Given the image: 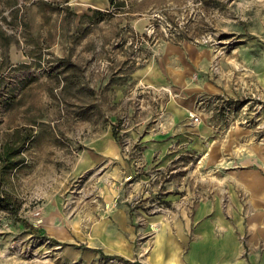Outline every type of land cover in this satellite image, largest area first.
Wrapping results in <instances>:
<instances>
[{"label":"rangeland","instance_id":"obj_1","mask_svg":"<svg viewBox=\"0 0 264 264\" xmlns=\"http://www.w3.org/2000/svg\"><path fill=\"white\" fill-rule=\"evenodd\" d=\"M164 43L201 55L207 79L219 81L229 115L219 109L210 116H217V132H231L235 156L210 169L194 166L193 155L178 153L157 179L143 183L148 184L143 194L149 195L160 182L183 184L192 195L198 185L202 193L219 191L224 197L227 190L229 198L220 202L223 210L241 219L239 227H247V217L264 208L263 201L257 203L264 194V183L259 187V181L264 182V0H0V99L9 108L0 116V132L7 125L13 131L23 120L29 125L33 118L42 119L34 128L22 126L27 130V138L20 141L25 163L9 174L6 185L5 197L17 207L15 213L0 209V264H59L64 243L39 232V219L30 216L41 207V186L47 182L40 180L39 150L62 149L61 155L52 152L55 164L66 166V153L69 167L75 164L86 136L79 119L90 117L98 123L104 115L98 100L105 86H98V80L108 72L122 73L115 77L120 84L131 80L127 74L155 61ZM66 117H75L72 132H65L66 124L70 128ZM125 117L122 114L118 123ZM16 139L11 137V147ZM143 173L140 169L136 176ZM225 181L233 182V188L221 187ZM82 187V180L72 181L79 206L84 200L96 201L85 188L80 191ZM173 190L178 194L175 186ZM185 190L176 203L163 201V212L184 206L191 211L199 199L192 196L185 202ZM142 196L133 198V210L153 212L156 198L142 203ZM23 221L35 225L33 230Z\"/></svg>","mask_w":264,"mask_h":264},{"label":"crops","instance_id":"obj_2","mask_svg":"<svg viewBox=\"0 0 264 264\" xmlns=\"http://www.w3.org/2000/svg\"><path fill=\"white\" fill-rule=\"evenodd\" d=\"M155 59L127 74L131 80L121 84L115 78L123 75L119 72H108L102 81L98 80V86H105L98 100V107L105 109L104 115L98 123L90 117L79 119L86 136L75 164L69 167L71 160L67 153L66 166L55 164L57 159L52 152L61 155L62 149L39 150L43 171L40 180L47 182L41 186L44 197L37 230L55 242L64 243L59 264H264V208L247 217V227H239L241 219L223 210L220 202L229 198L227 190L224 197L219 191L202 193L198 185L195 196L183 184L160 182L153 184L149 195L143 194L146 189L143 183H149V173L161 171L178 153L193 155L194 166L210 169L232 161L235 156L231 132H217V116H210V112L222 109L221 113L227 117L229 108L221 98L224 90L219 81L207 79L201 55L186 54L177 46L164 43ZM7 106L0 99V116L8 113ZM107 109L110 111L106 112ZM122 114L126 115V122L121 125L118 119ZM193 115L198 117L196 122ZM66 119L70 128L66 124L65 132H72L75 117ZM23 121L13 131L7 125L3 128L5 132H0V141L3 140L0 198L9 194L6 187L9 174L25 163L20 159V141L27 138V130L22 126L34 128L42 119L41 115L33 118L29 125ZM113 126L119 127L115 134ZM121 134L136 141L140 148L144 173L139 177L121 154L117 141ZM15 136L17 145L11 147L9 141ZM13 150L16 152L7 155ZM240 158L243 164H248V158ZM129 175H133V181L124 180ZM75 180H82L83 187L79 190L85 188L95 195L96 201L84 200L79 206V198L73 196ZM263 183L259 181V187ZM249 185L247 182V188ZM233 186V182L225 181L221 187ZM182 190L187 192L182 194L185 202L192 196L199 199L191 211L184 206L178 212L149 213L132 210L128 203L140 195L142 203L153 201L158 199L156 192L162 194L159 195L162 202L176 203ZM262 201L264 194L257 203L260 205ZM142 236L146 240L141 242L138 239ZM241 236H245L244 242ZM78 241L83 245L79 246Z\"/></svg>","mask_w":264,"mask_h":264},{"label":"built area","instance_id":"obj_3","mask_svg":"<svg viewBox=\"0 0 264 264\" xmlns=\"http://www.w3.org/2000/svg\"><path fill=\"white\" fill-rule=\"evenodd\" d=\"M213 102L217 103L218 99H213ZM192 120L194 122H196L198 120L197 115H193ZM124 122H126V121H123L121 123V125L125 124ZM118 140H119L120 151H121L122 156L125 159L129 160V162L131 163V166L134 169V174H137L138 171H140V169H143V165H144L141 161V158H140V149L136 148V146H134V144L132 142V139L129 138L128 136L124 135V134L118 135ZM161 173H162V171H159V170L158 171H152L150 173L149 181H154L155 179H157L161 175ZM132 177H133V175H129V176L125 177L124 180L129 181L132 179ZM145 186L147 187L148 184H146ZM128 203L133 210V208H134L133 204H135L133 199L129 200ZM153 208L155 209V210L153 209L154 210L153 212L160 211L159 213H163L164 204L161 201V198L159 195H158V199H156V201L153 202ZM40 211H41V207H40V205H37L35 207V209L30 213V216H32L36 219L39 217Z\"/></svg>","mask_w":264,"mask_h":264},{"label":"trees","instance_id":"obj_4","mask_svg":"<svg viewBox=\"0 0 264 264\" xmlns=\"http://www.w3.org/2000/svg\"><path fill=\"white\" fill-rule=\"evenodd\" d=\"M65 2L66 1H68V0H64ZM110 1L111 0H109V3H110ZM113 128H114V130H113V133L115 134L116 133V129H117V127L116 126H113ZM16 151H10L9 153H7V155L8 154H13V153H15ZM0 209L1 210H8V211H10V212H12V213H15V211H16V209H17V207L14 205V203H12L11 201H10V199L8 198V197H5V196H3V197H1L0 198ZM23 225L26 227V228H28V230H33V227H32V225L30 224V223H28L27 221H23ZM31 232V231H30Z\"/></svg>","mask_w":264,"mask_h":264}]
</instances>
